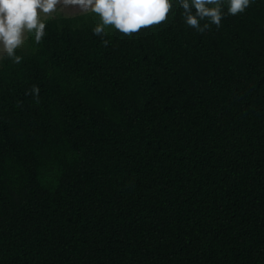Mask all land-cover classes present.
I'll return each instance as SVG.
<instances>
[{"label": "trees", "instance_id": "trees-1", "mask_svg": "<svg viewBox=\"0 0 264 264\" xmlns=\"http://www.w3.org/2000/svg\"><path fill=\"white\" fill-rule=\"evenodd\" d=\"M170 3L0 58V264H264V0L203 32Z\"/></svg>", "mask_w": 264, "mask_h": 264}, {"label": "clouds", "instance_id": "clouds-1", "mask_svg": "<svg viewBox=\"0 0 264 264\" xmlns=\"http://www.w3.org/2000/svg\"><path fill=\"white\" fill-rule=\"evenodd\" d=\"M61 0H0V51L19 63L16 49L23 43L24 33L34 32L39 43L45 35L46 23L42 15L56 10ZM78 5L82 10L97 14L101 23L93 28L94 35H103L106 26H113L124 35L158 25L167 19L172 7L170 0H63ZM250 0H180L184 22L203 32L211 25L220 27L224 16L243 13ZM226 4V13L225 6ZM201 21H206L203 26ZM32 92L38 96L39 88Z\"/></svg>", "mask_w": 264, "mask_h": 264}, {"label": "rangeland", "instance_id": "rangeland-1", "mask_svg": "<svg viewBox=\"0 0 264 264\" xmlns=\"http://www.w3.org/2000/svg\"><path fill=\"white\" fill-rule=\"evenodd\" d=\"M90 11V9L88 10ZM81 12H85L84 10H82L78 5H71V4H65L63 2V0H61V2L59 4H57L56 6V10L54 12H51L49 14L46 15H42V18H46L49 16H57V15H72V14H77V13H81ZM28 32L24 33L23 36V41L25 40V38L27 37ZM3 56L2 51H0V58Z\"/></svg>", "mask_w": 264, "mask_h": 264}]
</instances>
